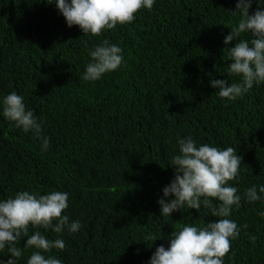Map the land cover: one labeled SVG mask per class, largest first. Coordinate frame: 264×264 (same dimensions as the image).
I'll use <instances>...</instances> for the list:
<instances>
[{"label":"trees","instance_id":"trees-1","mask_svg":"<svg viewBox=\"0 0 264 264\" xmlns=\"http://www.w3.org/2000/svg\"><path fill=\"white\" fill-rule=\"evenodd\" d=\"M54 2L0 0V201L19 191L67 192L62 215L81 227L58 235L30 225L29 235L40 231L65 241V250L45 255L63 264H149L174 230L220 219L187 206L160 215L157 201L174 179L177 137L233 146L243 160L229 183L242 200L228 218L241 231L224 264H264V217L258 215L264 194L254 203L244 199L248 188L264 185V82L230 102L209 76L239 82L228 75L223 42L238 26L240 16L231 12L237 0H155L133 22L99 36L69 28ZM258 7L264 0H253L250 14ZM104 40L122 49L123 62L97 81H84L89 51ZM13 91L42 124L46 151L31 131L3 116V98ZM33 251L25 249L17 264H27ZM10 258L7 248L0 250V260Z\"/></svg>","mask_w":264,"mask_h":264},{"label":"clouds","instance_id":"clouds-1","mask_svg":"<svg viewBox=\"0 0 264 264\" xmlns=\"http://www.w3.org/2000/svg\"><path fill=\"white\" fill-rule=\"evenodd\" d=\"M155 0H55V7L63 15L67 26H79L84 34L99 36L105 29H114L118 24L126 25L134 21L141 9L151 10ZM253 0H237L234 16L239 14L238 26L233 27L224 38L230 64L229 76L239 77V82L228 79H214L210 76L211 87L218 90L220 98L235 101L243 96L254 83L264 82V7H258L250 14ZM259 3V0H258ZM250 32L252 39L241 38ZM234 42L233 47H228ZM90 62L83 74L84 81H97L109 72L117 70L122 62V49L104 40L89 51ZM216 67V66H214ZM3 116L15 123L17 128L27 133L31 131L39 138L41 148L46 151L50 140L42 136V124L34 111L27 108L24 97L11 92L2 101ZM179 154L171 158L175 166L174 179L163 189V196L157 203L161 216H171L187 206L189 209L207 208L210 215L219 217L203 226L182 225L174 230L169 245L156 247L149 264H224V257L231 250V242L239 237L241 227L229 219L233 206H241L242 197L237 187L230 185L239 176L243 157L233 146L220 148L208 143L197 145L191 137H177ZM259 193V194H258ZM264 185H253L244 193L248 203L262 199ZM69 194L52 191L45 195L19 191L14 197L0 201V250L7 248L11 258L0 264H17L25 249H35L27 264H63L62 260L50 253L53 249L63 251V239H49L40 231L29 235V226L51 229L62 234L67 229L76 233L80 221H70L62 213L68 208ZM213 200L219 201L213 206ZM258 215L264 217V211ZM242 227L247 228V225ZM27 237L24 247H18L21 238ZM153 243L154 235L146 237ZM255 242L256 236H250ZM152 243V244H153ZM152 246V245H151ZM150 247V246H149Z\"/></svg>","mask_w":264,"mask_h":264}]
</instances>
